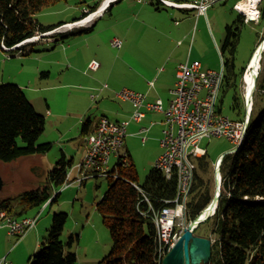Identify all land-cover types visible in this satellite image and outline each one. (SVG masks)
<instances>
[{"label":"rangeland","instance_id":"rangeland-1","mask_svg":"<svg viewBox=\"0 0 264 264\" xmlns=\"http://www.w3.org/2000/svg\"><path fill=\"white\" fill-rule=\"evenodd\" d=\"M103 1L104 0H70L66 3L60 2L43 9L36 14L34 18L43 26L58 25L60 22L71 21L74 18H77L74 22H79L85 19V23L90 20L84 26L87 27L99 16H94V13L99 9ZM172 1L184 3L191 2V0ZM236 1L237 0H227L218 2L206 11V19L209 23L215 43L217 44L216 48L210 35L208 34V42V40H205L203 32L201 31V22L204 23L203 25H206L205 17H201V22H199L198 25L196 22L197 12L195 10L188 12V16L185 17V19L190 22V32H192V34L186 48L188 49L190 44L193 48L190 62L197 61L202 63L204 70L218 71L220 69V57L222 59V56L218 50L222 47V44L225 41L226 25H230L232 21L236 19L237 14H239L233 10V5ZM98 2H100L99 7L91 12L88 7H92ZM130 3L131 0H121L118 3H114L110 11L105 14L104 18L97 21L96 34L92 36L93 38L87 39L86 44L90 46V49H85V46L83 45L85 42L79 40L81 38L78 36L77 38L72 39V41L78 39V43L71 46L68 52L72 53L75 48H78L83 53H93L95 50L93 48L94 44L99 43L101 46L99 50L106 57L104 62L116 65L115 59L119 56L118 54L121 50L112 48L110 41L114 38H118L124 43L123 49L129 47V39L124 36V32L128 26H137L139 23H143L144 26H154L158 23L152 21L154 20L153 18L164 25H174V20L176 19L179 21L178 24H180L181 27L184 22V19L182 20L180 15L181 12L176 9L160 7V10H155L154 7L147 5L146 7H149L148 10L138 14L134 12ZM109 5L103 9V12L109 7ZM260 7L264 8V0H262ZM82 12L85 13V16L82 15ZM74 22L62 24L46 33H36L31 38L14 45L13 49L9 52L3 51L0 47V84H19L22 86V91L29 103L38 114L45 117V128L37 143L43 144L48 142L52 145L51 149L44 155L22 157L10 163L0 162V177L3 180L0 199L16 198L23 191L35 188L38 182H41L44 179L46 172L51 170L57 162L61 151L63 150L62 147H67L74 151L73 148L76 146L73 143H78L80 138L78 136L81 119L86 116L93 117V115L97 114L95 110L97 103H95V101L91 102L88 99L89 95H94L97 99L99 94L103 92H100V89L105 84L108 86L112 83L117 87L120 86V88L115 91L118 92L123 88L130 89L128 86L133 83L132 78L126 70L122 74H118V65H116V67L111 68V74L106 70L105 76L100 74L95 76L94 74L86 73L85 71L86 74H83L89 77V80H94L93 83L77 84L72 85L71 87L66 85V82L69 81L68 79H73V76L71 74L62 75L59 67L47 65L45 61L55 58L56 55L61 52L59 46L62 45L56 46L53 43V39H59V34L71 32L77 28H84L81 26H74L72 29H70V27H62L66 24H73ZM243 22L245 24L241 25L239 39L233 55L231 56L229 51H226L223 58L233 59L232 72L239 77L238 91L243 99V104L245 105L244 97L246 96L247 98V94L245 93L246 89L244 88L242 78L248 68V61L251 60L250 57L253 55L257 46L264 41V17H259L258 22H246L245 19H243ZM198 30H200V32ZM36 37L37 40L33 42L32 39ZM69 38L70 37L66 38L63 42L66 43ZM137 38L138 33H134L132 40L130 41H135ZM140 46L141 44H134V46L130 48L131 55L136 54L139 51L138 47ZM30 48L33 52L24 55V53L30 50ZM50 48H54V50H51ZM125 60L127 68L133 66L129 59ZM117 64H119V61ZM65 66L68 65L66 64ZM65 66L63 68L64 71L69 70ZM263 66L264 51L260 60L258 75L261 74ZM42 71H49L48 77H41L40 73ZM92 75L94 76V79L91 78ZM62 78H64V83L62 82ZM97 85L99 86L96 87ZM224 85L223 82L219 92L216 109H220L223 116L236 119L239 115H235L231 110L232 99L236 94V90L234 88H229L225 90V94L223 95V89H225ZM84 86H87L86 94L88 101L84 95L80 93L84 92L82 90ZM255 89L256 88H254L251 94L252 106L250 107V116L253 113V118H255L260 112L259 110L262 109L261 102L263 99V97L261 98V96L257 94ZM133 142L135 145L131 146L129 152L132 157V164L137 172V183L142 186L147 174L154 167L155 160L160 153V150L157 143L154 141H149L146 144H142L138 140H134ZM18 144L22 146L21 141H19ZM198 146L205 149L207 154L204 156H206V159L209 162V166L205 172H201L194 162L195 169L197 168L196 174L202 180V186L199 191L204 192L205 195L210 198V203L215 190V172L212 164L217 160L218 156L234 149V146L228 140L223 138H203L198 142ZM107 188L108 181L104 177L89 178L85 181V185H82L79 188L76 185H70L63 190L60 188L58 191H61V194L58 197L57 202L47 206L38 218L36 228L42 229V237L39 242L42 243L46 240V231L50 227L53 214L64 213L67 215V220L60 239L63 242H66L70 235H73L75 238L77 237L73 241L71 249H69L70 252L76 255L77 260L75 264H98V262L109 253L112 245L109 231L102 223L100 214L95 210L96 203L100 200ZM190 198L191 196H188L187 201H189ZM202 211L203 210H201L200 213ZM1 212L6 211H0V213ZM37 213L38 210L31 215H36ZM185 215L186 219L181 233L171 246L169 244V251L182 234L186 225L194 220L187 218V209ZM213 215L214 213L212 214V217L201 223L193 231L194 235L209 238L212 243L217 238L216 234L213 233ZM47 221H49V223H47ZM5 231L7 232V230H0V250L3 254L8 252L6 254L5 263L3 264H27L28 257L37 253L40 246L36 248L32 241L31 246L28 248L26 246V237L23 240L19 239L20 241L17 242V238L6 236ZM30 233L31 232H29L28 235ZM28 240L31 239L29 238Z\"/></svg>","mask_w":264,"mask_h":264},{"label":"trees","instance_id":"trees-1","mask_svg":"<svg viewBox=\"0 0 264 264\" xmlns=\"http://www.w3.org/2000/svg\"><path fill=\"white\" fill-rule=\"evenodd\" d=\"M68 1L0 0V44L13 47L36 33H46L64 24L43 26L34 16L53 4ZM99 5L100 2L89 10L95 11ZM259 10L260 18H263L264 8L260 7ZM243 24L242 16L237 14L236 19L226 25L225 41L220 48L224 67L223 95L229 88L236 90L231 105V110L239 115L235 120L244 118L245 108L238 91L239 77L232 72L233 59H225L223 55L226 51L233 55ZM90 30L91 27H84L59 34L60 38L54 44L71 36L87 34ZM30 52H33L31 48L24 55ZM255 88L257 94L263 97L262 109L255 118L251 114L242 144L234 153L225 155L220 165L222 183L213 215V233L217 238L212 243L208 264H264V66ZM217 112L221 113L220 109ZM88 125L89 121H86L81 126L82 134ZM44 128L45 117L35 111L22 89L17 85L0 84V162L10 163L22 157L47 153L51 144L37 143ZM19 141L22 146L18 144ZM194 162L201 172H205L209 166L206 156L196 158ZM68 167H71L70 162L59 159L35 188L23 191L16 198L0 199V211H6L15 218L33 214L55 189L61 187ZM196 169L186 208L187 218L192 220L210 199L199 191L202 180L196 174ZM111 173L116 177L107 179L108 188L95 205L109 231L112 244L109 253L98 264H162L150 214L151 209L172 205L176 197V178L167 179L153 167L140 186L137 172L130 161L125 167L118 163ZM58 195H54L50 204L57 202ZM66 220L64 213L53 214L46 240L41 243L39 251L29 257L27 264L76 263V255L69 249L77 237L70 235L66 242L60 239Z\"/></svg>","mask_w":264,"mask_h":264},{"label":"built area","instance_id":"built-area-1","mask_svg":"<svg viewBox=\"0 0 264 264\" xmlns=\"http://www.w3.org/2000/svg\"><path fill=\"white\" fill-rule=\"evenodd\" d=\"M106 1L105 5L104 2ZM116 1L104 0L102 2L104 6H100L94 15H102L103 9ZM137 1L143 2L145 0ZM151 1L168 9L195 10L198 15H202L206 19L208 8L218 2L227 0H191L189 3L174 2L172 0ZM244 1L237 0L233 5V10L241 14L246 22H258L260 17L259 7L262 0L253 1L255 10L252 15L241 10L240 3ZM84 21L85 19L74 22L72 26L66 24L62 27H70V29L74 26L84 27L90 20L85 23ZM34 39L37 40V37ZM34 39H32L33 42L36 41ZM121 43L116 38L111 41V45L115 48H119ZM0 47L6 52L13 49V47L6 48L3 44H0ZM97 67L98 63L96 61H91L88 64V68L91 70H95ZM175 77L174 87L170 91L172 99L167 107L163 105L160 99L154 102H146L143 93L130 89L123 88L114 94L117 100L128 102L132 106L131 121L139 122L142 119L144 116L142 109L148 112L161 113L164 116L166 126L161 131L159 139L161 153L155 160L154 168L162 172L167 179L173 176L176 178V197L171 202V206H163L158 210L151 209L150 216L156 229L159 255H165L169 251V244L171 246L174 243L183 228L186 219V204L195 178L194 159L206 155V151L198 146V142L203 138H224L233 144L247 118L246 111L242 120L231 119L217 112V100L224 77L221 57L218 71L204 70L197 61L183 62L176 66ZM242 79L244 88L245 86L247 88L244 76ZM105 88H107L106 85L100 91ZM90 98L94 100L96 96L91 95ZM244 98V108L250 109L252 106L251 97L247 96L246 98L245 96ZM128 122V120H125L114 123L101 117L94 132L85 137V150L82 160L78 164L67 168L60 188L63 189L70 185H76L79 188L89 178H115L116 176L112 175L107 169V164L109 157L114 154L118 157L116 166L118 163L123 167L127 165L128 154L123 147ZM220 165L221 161L218 159L213 166L215 179L217 178L216 170L220 169ZM135 188L140 190L138 185ZM56 193H58V190H55L53 195L41 205L36 215L15 218L6 212H1L0 229L5 228L9 236L17 239L22 238L35 227L41 212L51 203ZM3 263H5V257L0 259V264Z\"/></svg>","mask_w":264,"mask_h":264},{"label":"crops","instance_id":"crops-1","mask_svg":"<svg viewBox=\"0 0 264 264\" xmlns=\"http://www.w3.org/2000/svg\"><path fill=\"white\" fill-rule=\"evenodd\" d=\"M120 1L121 0L116 1L114 3H118ZM114 3L110 4L109 7H107L104 10L101 16H98L97 18H95L92 21V23L89 26H87V27H91V30L87 34L71 36L66 41V43L59 42L58 44H56V46L62 45V46H59L61 52L58 55H56L55 58L46 60L45 63L47 65L59 67L60 73L62 75L71 74L73 76V79H68L69 81L66 82V85H68L69 87H71L72 85H77V84L93 83L94 80H89V77L85 76L84 74L91 73V74H94L95 76L97 74L105 76L106 70L110 72L111 74L112 73L111 68L116 67V65H118V74H122L126 70L129 73L130 77L132 78L133 83L132 85H129L128 88L132 89L133 91L143 93L145 95L146 102H154L157 99H160L163 102V105L167 107L169 101L172 99V94L170 91L174 87L175 80H176V77H175L176 66L183 62L191 63L190 60H191L192 50H193L192 45L189 43L190 45L188 46V49L186 48L188 45L189 38L192 34V32H190V28H191L190 22L185 19V17L188 16L189 11L178 10L179 12H181L180 15H181L182 20L184 19V22L181 27H180V24H178L179 21L176 19L174 20V25H170V24L164 25L163 23H159L155 18H153L154 20L152 21H156L158 24L154 26L153 25L144 26L143 23H139L137 26H134V25L128 26L124 32V36H126L127 39H129L128 40V42H130L129 47H125L123 49L124 43L122 42V40H120L122 42L121 46L119 48H115L111 45V41L113 39L110 41V45L112 48L121 50L120 53L118 54L119 56L116 57L115 59L116 65L107 64L104 62L106 60V57L100 52L99 49L101 48V46L99 43L94 44L93 48L95 50L93 51V53H86V52L83 53L78 48H75L72 53L68 52L71 46L76 45L78 43V39L76 41H72L73 38H77L78 36L81 38L79 40H82L83 42H85L83 44L85 46V49L86 50L90 49V46L86 44L87 39L93 38L92 36L96 34L97 21L104 18L105 14L108 11H110ZM147 5L154 7L155 10H160V7L162 8V6L156 4L155 2L151 0H145L143 2H139L137 0H131V3H130V6L133 8L134 12L138 14H140L141 12H146L149 8V7H146ZM201 17L202 15L197 14L196 22L198 23V25H199V22H201ZM74 19H77V18H74ZM73 20L67 21V22H60V23H64V24L70 23ZM201 24H202L201 31L203 32V36L205 40H208L209 42V35H210L215 45V48H216L217 44L215 43V40L212 36V32H211L207 19H205L206 25H203L204 23L202 22ZM198 31L200 32V30ZM134 33H138V38L135 41H130L132 40V36ZM53 40L55 41L56 39H53ZM134 44H141V46L138 47L139 51L136 54L131 55L130 48L133 47ZM51 50H54V48ZM51 50H48V51H51ZM55 50H58V49H55ZM125 59H129L133 66H129L127 68V66L125 65V61H126ZM91 61H96L98 63V67L95 70H91L88 68V64ZM118 61H119V64H117ZM66 64L68 66H65ZM200 64L203 69L202 63ZM64 66L67 67L69 70L64 71L63 69ZM134 67H137V68H134ZM48 75H49V71H42L40 73L41 77H48ZM91 78L94 79V76L92 75ZM62 82L63 83L65 82L64 78H62ZM17 86L22 89L21 85L18 84ZM98 86L99 85H97L96 87ZM86 87L87 86H84V88L82 89L84 92H80V93L84 95L87 101L89 99L91 102L95 101V103H97V106L95 108L97 114L93 115V117L86 116L81 119L80 126H79V136H78L80 137L79 142L73 143L76 146L75 148L70 147V148H73L74 151L71 149H68L67 147H64V148L62 147L63 150L61 151V154L58 160L63 158L65 162H70L71 166L78 164L82 160V157L84 154L85 137L94 132L96 128V124L101 117H104L108 119L110 122H114V123H118V122L125 121V120L129 121L126 127V135L124 139L123 149L127 152L128 161H130L131 163H133V161H132V157L130 155L129 149L131 148L132 145H135L133 142L134 140H138L142 144H146L149 141H154L157 143V146L161 153V148L159 146V139L161 136V131L166 126L163 114L157 113V112H148L142 109V111L144 112V116L142 117V119L139 122L131 121L130 116L133 112L132 106L128 102L117 100L114 95L116 93L115 91L119 89L120 86L117 87L116 85L111 83V85H108L107 88L102 90L103 92L99 94L97 99L95 98L96 100L95 99L91 100L90 95L88 96V99H87V94H86L87 88ZM86 121H89V125H88L86 132L82 134L81 126ZM142 129L145 131H142ZM45 143H48V142H45ZM160 153L158 154V156L160 155ZM222 155L223 154L218 156V158L221 157ZM117 162H118V157L116 155L113 154L109 157V161L107 164V169L109 170V172H112L116 168ZM215 162L212 164L213 166ZM82 185H85V183H83ZM59 189H55V190H59ZM53 192H52V195H53ZM58 193H59L58 195L59 197L61 194V191H58ZM29 216H32V215H29ZM47 223H49V221H47ZM45 227H46V224H45ZM2 229L6 230L4 228ZM29 232L31 233L28 235ZM41 233H42V229L36 228V225H35L34 228L29 230L20 239L23 240L26 237L25 238L27 239L26 246L29 248L33 241L35 247L37 248L41 245V243L39 242L42 237ZM5 234L8 237H12V236H9L6 231H5ZM29 238L31 240H28ZM19 241L20 240L18 239L17 242ZM6 254L5 253L3 254V252L0 250V259H2L3 257L6 258Z\"/></svg>","mask_w":264,"mask_h":264},{"label":"water","instance_id":"water-1","mask_svg":"<svg viewBox=\"0 0 264 264\" xmlns=\"http://www.w3.org/2000/svg\"><path fill=\"white\" fill-rule=\"evenodd\" d=\"M256 51L257 49H255L252 57L254 56ZM257 75L255 76V80L253 82L254 86H253L252 92L255 88V82L257 79ZM251 94H250V97H251ZM245 111L247 114V118H246V128L244 131V136H245L247 126L249 124V120H250L249 119L250 109L249 108L245 109ZM238 148L239 147L223 154L219 158L220 161L222 162V159L225 155L234 153ZM216 172L218 173V175H220V169L216 170ZM2 187H3V180L0 177V191L2 190ZM219 188H220V185L218 183L216 185V193L214 197L212 198V200L210 201V203H215V208L217 206V202L220 197ZM194 220L188 223L186 227L183 229L182 234L180 235V237L178 238L174 246L170 249V251H168V253L163 258L162 264H208L209 263L211 259V246H212L211 239L196 236L193 234V231L196 228V227L193 228V225H192Z\"/></svg>","mask_w":264,"mask_h":264},{"label":"bare ground","instance_id":"bare-ground-1","mask_svg":"<svg viewBox=\"0 0 264 264\" xmlns=\"http://www.w3.org/2000/svg\"><path fill=\"white\" fill-rule=\"evenodd\" d=\"M254 0H245L244 2H241L240 3V8L243 12L249 14V15H252L253 12H254ZM107 1L104 2V4L106 5ZM101 5L102 6H104ZM102 9V8H101ZM98 13H100V11H98ZM95 16V15H94ZM72 26V24H70ZM36 40V39H34ZM32 41V40H31ZM257 51L255 52L254 56L252 57V59L249 61V64H248V71L246 69V73L244 74V80H245V83H247V88L245 86V93L247 94V96L250 97V94L252 92V89H253V82L255 80V76L258 74V71H259V67H260V60H261V57H262V53L264 51V41H262L258 46H257ZM246 85V84H245ZM245 128H246V120H245V123L244 125H242V130L239 134H237V138L235 139V142H233V146H234V149H236L237 147H240V145L242 144L243 142V136H244V131H245ZM143 130V129H142ZM216 174L218 175V173L216 172ZM220 175L215 179V190H214V195L216 193V185H217V182L219 183L220 185V190H221V183H222V180H221V177ZM213 195V197H214ZM217 207V206H216ZM215 203H210L208 204V206L203 209V212H201L194 220L193 222V228H197L201 223L205 222L207 219H209L210 217H212V214L215 213ZM165 255H159V259L163 258Z\"/></svg>","mask_w":264,"mask_h":264}]
</instances>
